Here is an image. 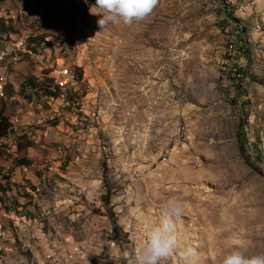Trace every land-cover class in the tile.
<instances>
[{
	"label": "rangeland",
	"instance_id": "1",
	"mask_svg": "<svg viewBox=\"0 0 264 264\" xmlns=\"http://www.w3.org/2000/svg\"><path fill=\"white\" fill-rule=\"evenodd\" d=\"M232 1L247 14L158 0L140 22L101 28L95 0H0V43L51 46L20 49L0 96V264H122L109 251H131L169 200L184 206L178 248L195 247L196 264L241 241L264 255V0ZM25 54L77 71L78 90Z\"/></svg>",
	"mask_w": 264,
	"mask_h": 264
},
{
	"label": "clouds",
	"instance_id": "2",
	"mask_svg": "<svg viewBox=\"0 0 264 264\" xmlns=\"http://www.w3.org/2000/svg\"><path fill=\"white\" fill-rule=\"evenodd\" d=\"M157 3L158 0H95L89 11L100 17L97 24L101 28L110 22L132 25L147 18ZM183 213L184 206L179 200L161 204L159 223L151 227L144 239L137 241L131 251L119 248L109 251L110 259L120 260L122 264H164L176 256L181 264H196L198 252L195 247L178 248L175 222L181 219ZM250 243L241 241L240 245L223 257L221 264H264V255L245 254L243 249L250 246Z\"/></svg>",
	"mask_w": 264,
	"mask_h": 264
},
{
	"label": "built area",
	"instance_id": "3",
	"mask_svg": "<svg viewBox=\"0 0 264 264\" xmlns=\"http://www.w3.org/2000/svg\"><path fill=\"white\" fill-rule=\"evenodd\" d=\"M231 6V1L229 3ZM231 8H233L231 6ZM233 10H236L233 8ZM247 12V8H246ZM1 44V50H11L13 53V61H0V96L4 94V87L11 76L13 69L18 68L22 63L23 59L18 58V51L20 49H32L35 50L36 46H44V45H35L33 43H26V36L19 38H6ZM41 59L44 61V58H34ZM60 80H70V87L67 89V93L77 91L78 84L81 82L79 73L75 70H72L71 67H67L64 63V70L60 71Z\"/></svg>",
	"mask_w": 264,
	"mask_h": 264
},
{
	"label": "bare ground",
	"instance_id": "4",
	"mask_svg": "<svg viewBox=\"0 0 264 264\" xmlns=\"http://www.w3.org/2000/svg\"><path fill=\"white\" fill-rule=\"evenodd\" d=\"M232 3H231V6L234 8V9H236L235 10V12L237 13V14H239V15H244V14H247V12L249 11V8H247V7H245V6H236L235 5V3H233V1L232 0H230ZM227 2H229V1H227ZM229 4V3H228ZM233 8H231V9H233ZM246 8H247V12H246ZM259 28L261 29L262 28V26H259ZM26 37H29L28 38V41H29V43H33V44H35V45H37V42L34 40L36 37H34V38H31L30 36H26ZM41 45H44V46H48V47H46L45 48V51H46V53L47 54H49L50 52H51V46H50V44H45V43H41ZM44 46H40L39 48H35V50H32V49H23V51H25L26 53H30V54H32V55H34V52H36V53H38L39 51H40V49L42 48V47H44ZM0 49H1V46H0ZM232 50V49H231ZM40 53V52H39ZM233 53V52H232ZM19 54H24V53H18V57H19ZM41 54V53H40ZM26 56L25 57H28V58H30L31 60H34L35 62H37V63H40V62H38V61H36L35 59H32L33 57L31 56V55H27V54H25ZM39 55V54H38ZM31 56V57H30ZM44 57V56H43ZM42 57V58H43ZM45 57H46V55H45ZM44 57V58H45ZM51 57H50V60L48 61V62H46V63H40V64H43V65H46V64H48L50 61H51ZM8 61H11V58L9 57V59H8ZM50 63H52V64H54V65H56V63L55 62H50ZM62 65V64H61ZM58 68H63V69H60V70H57ZM52 72H54V70L56 69L57 71H56V76L57 75H60V71H63L64 70V67L63 66H61V67H54V68H49ZM50 71V72H51ZM52 75H53V73H52ZM52 80H53V85H54V87L55 88H57L56 86H59V85H56L55 84V82H54V76H52ZM56 83H58V84H60V85H64V86H66L67 84H69V87H70V80H67V84L65 83V80H60V76H57V79H56ZM60 87V86H59ZM61 88V90L63 89V87H60ZM64 88H67L68 89V87L66 86V87H64ZM62 91H65V90H62Z\"/></svg>",
	"mask_w": 264,
	"mask_h": 264
},
{
	"label": "trees",
	"instance_id": "5",
	"mask_svg": "<svg viewBox=\"0 0 264 264\" xmlns=\"http://www.w3.org/2000/svg\"><path fill=\"white\" fill-rule=\"evenodd\" d=\"M227 19L230 20V21H235V23H239V24H241L243 32L245 31V28H244V26L242 25V22L240 23V21H239L238 19H235V18L233 17L232 14H227ZM2 26H3V29H4L5 31H9V30H10L9 27L6 26V24L3 23ZM39 39H40V41H39ZM34 40L37 42V45H41V43H42L43 41H45V40H42L41 38H35ZM39 47H40V46H36V49L39 48ZM247 52H248V51H247ZM79 76H80V75H79ZM30 84H31V85H35V81H34L33 79H30ZM56 87H57V88H56L57 90L52 91V90H50V88L47 90V91L49 92V94H50V97H51V96H59V95L62 93L61 88H60L59 86H56ZM0 120H1V123H0V130H1L2 133H3V136H8V130H9V127H10V125H11V124L9 123V118L3 116V114H2V115L0 116ZM104 186H105V195L103 196V200H104V202H105V206H108V205H109V202H110L111 192H110V187H109V185H108V183H107L106 178H105V180H104ZM110 215H111V214H110Z\"/></svg>",
	"mask_w": 264,
	"mask_h": 264
},
{
	"label": "crops",
	"instance_id": "6",
	"mask_svg": "<svg viewBox=\"0 0 264 264\" xmlns=\"http://www.w3.org/2000/svg\"><path fill=\"white\" fill-rule=\"evenodd\" d=\"M51 62V61H50ZM48 63V64H46V67L49 69L50 67L51 68H54V67H61V66H58L57 64L56 65H54V64H52V63ZM51 71V70H50ZM52 72V71H51Z\"/></svg>",
	"mask_w": 264,
	"mask_h": 264
}]
</instances>
